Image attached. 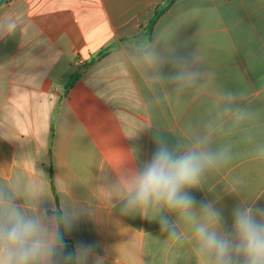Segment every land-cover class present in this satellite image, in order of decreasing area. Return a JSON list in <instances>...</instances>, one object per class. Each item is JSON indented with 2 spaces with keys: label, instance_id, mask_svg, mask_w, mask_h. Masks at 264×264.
<instances>
[{
  "label": "crops",
  "instance_id": "1",
  "mask_svg": "<svg viewBox=\"0 0 264 264\" xmlns=\"http://www.w3.org/2000/svg\"><path fill=\"white\" fill-rule=\"evenodd\" d=\"M9 21L18 27L0 38V181L33 182L57 208L59 189L71 182L69 206L86 211L64 240L74 251L91 246L88 264L96 257L104 264H196L187 243L164 247L158 222L123 216L119 205L93 200L89 208L91 189L101 171L114 175L110 167L121 161L134 167L149 159L157 135L175 142L186 125L206 119L217 85L251 94L256 139L264 142V0H10L0 5V34ZM171 33L173 43L197 47L214 74L201 93L179 101L164 99L139 70L150 45ZM227 142L234 159L193 195L218 199L230 223L234 189L264 206V161L238 135L217 139Z\"/></svg>",
  "mask_w": 264,
  "mask_h": 264
},
{
  "label": "clouds",
  "instance_id": "2",
  "mask_svg": "<svg viewBox=\"0 0 264 264\" xmlns=\"http://www.w3.org/2000/svg\"><path fill=\"white\" fill-rule=\"evenodd\" d=\"M17 27L9 21L0 38ZM174 35L159 47L150 45L139 70L152 88L163 90L164 99L179 101L186 94L201 93L214 74L197 47L173 43ZM147 104L155 105L151 100ZM251 105L247 90L217 85L207 118L186 125L181 138L170 142L157 135L149 159L134 167L121 161L110 167L114 175L101 171L89 208L93 200L109 209L119 205L123 216L158 222L161 233H167L164 247L187 243L196 264H264V206L257 204L259 198L241 199L236 189L230 192L239 200L229 223L218 199L197 201L193 195L205 189L210 174L234 159L233 144H217L220 137L238 135L250 146L252 158L264 161V142L257 141L254 127L259 112ZM59 196L57 208L55 199L33 182L0 181V264H88L91 246L67 252L64 240L86 209L69 206L71 182L63 184ZM94 264H104V258L96 257Z\"/></svg>",
  "mask_w": 264,
  "mask_h": 264
},
{
  "label": "trees",
  "instance_id": "3",
  "mask_svg": "<svg viewBox=\"0 0 264 264\" xmlns=\"http://www.w3.org/2000/svg\"><path fill=\"white\" fill-rule=\"evenodd\" d=\"M9 1H10V0H1V1H0V5L5 4V3L9 2ZM168 6H169L168 2H165L164 4H162L161 6H159V7L157 8V11H156V14H155L154 19H153V20L147 25V31H148V33H151V31H152L154 25L156 24V22L158 21V19L162 16V14L166 11V9L168 8ZM105 54H106L105 52H101V53L97 56V58H101V57H103ZM70 252H74V250L71 249V247H70Z\"/></svg>",
  "mask_w": 264,
  "mask_h": 264
},
{
  "label": "water",
  "instance_id": "4",
  "mask_svg": "<svg viewBox=\"0 0 264 264\" xmlns=\"http://www.w3.org/2000/svg\"><path fill=\"white\" fill-rule=\"evenodd\" d=\"M65 245H66V251L70 252V246L68 244H65Z\"/></svg>",
  "mask_w": 264,
  "mask_h": 264
}]
</instances>
